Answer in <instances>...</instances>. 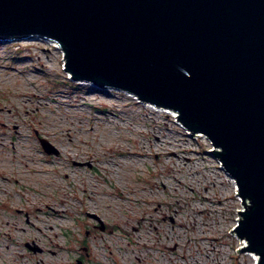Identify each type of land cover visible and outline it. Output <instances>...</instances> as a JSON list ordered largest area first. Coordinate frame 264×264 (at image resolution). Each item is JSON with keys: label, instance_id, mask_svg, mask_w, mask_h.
I'll return each instance as SVG.
<instances>
[{"label": "rangeland", "instance_id": "1", "mask_svg": "<svg viewBox=\"0 0 264 264\" xmlns=\"http://www.w3.org/2000/svg\"><path fill=\"white\" fill-rule=\"evenodd\" d=\"M53 44L0 42V264H257L212 141Z\"/></svg>", "mask_w": 264, "mask_h": 264}, {"label": "water", "instance_id": "2", "mask_svg": "<svg viewBox=\"0 0 264 264\" xmlns=\"http://www.w3.org/2000/svg\"><path fill=\"white\" fill-rule=\"evenodd\" d=\"M32 38L60 46L71 80L206 135L242 198L239 252L264 264V0H0V42Z\"/></svg>", "mask_w": 264, "mask_h": 264}, {"label": "bare ground", "instance_id": "3", "mask_svg": "<svg viewBox=\"0 0 264 264\" xmlns=\"http://www.w3.org/2000/svg\"><path fill=\"white\" fill-rule=\"evenodd\" d=\"M33 39H39V38H32V39H30V40H33ZM48 41H50L51 43H52V41L51 40H48ZM54 44H55V46L56 47H60L57 43H55V42H53ZM53 44V45H54ZM107 89V88H106ZM124 92H126V91H124ZM127 94H129V96H133V98H135L137 101H139V102H143V103H146V104H151V105H153L152 103H147V102H144V101H142V100H140L139 98H137L136 96H134L133 94H131V93H129V92H126ZM155 107H157V106H155ZM158 108H160V107H158ZM161 111H164L165 113H168V114H172L174 117H176V119H177V115H176V113L174 112V111H171V110H168V109H164V108H162L161 109ZM178 120V119H177ZM183 128H185L182 124H181V122L178 120L177 121ZM185 129H187V128H185ZM188 130V129H187ZM189 131V130H188ZM198 135H200V134H198ZM202 135V134H201ZM222 168H223V170H225L224 169V167L222 166ZM225 172L227 173V175H228V177L230 178L229 180L236 186V189H237V182H236V180H235V178L234 177H232L226 170H225ZM237 195H238V198L240 199L241 197L239 196V192H238V190H237ZM243 244L246 246V243L243 241ZM245 246H243V247H245ZM253 257H254V259L256 260V262L258 261V257L256 256V255H254V254H251Z\"/></svg>", "mask_w": 264, "mask_h": 264}, {"label": "flooded vegetation", "instance_id": "4", "mask_svg": "<svg viewBox=\"0 0 264 264\" xmlns=\"http://www.w3.org/2000/svg\"><path fill=\"white\" fill-rule=\"evenodd\" d=\"M92 216L97 217V216H95V215H92ZM103 225H104V224H103ZM27 246L30 247L29 244H27ZM81 262H83V261H82L81 259H78V264L81 263Z\"/></svg>", "mask_w": 264, "mask_h": 264}]
</instances>
